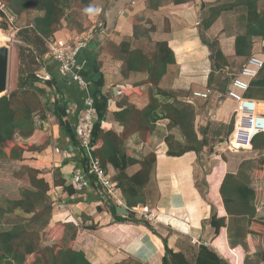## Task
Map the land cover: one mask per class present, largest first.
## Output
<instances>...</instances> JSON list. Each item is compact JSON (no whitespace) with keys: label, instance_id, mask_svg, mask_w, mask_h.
<instances>
[{"label":"trees","instance_id":"1","mask_svg":"<svg viewBox=\"0 0 264 264\" xmlns=\"http://www.w3.org/2000/svg\"><path fill=\"white\" fill-rule=\"evenodd\" d=\"M95 0H0V4L7 7L14 15L22 17L29 11H34L36 16L25 32L20 33L21 42L25 45H38L33 55L31 66L27 71H20L18 86L8 96L0 99V163L10 165L16 162L35 160L40 148L28 142L36 132V116L43 121L47 119V102L56 89L61 92L62 85L59 78L58 67L47 65L49 61L42 62L48 51L41 49L44 41H51L61 29L62 22L67 18L65 6L73 4L81 10L90 9ZM147 4L151 11H159L165 7H171L174 11L186 10L194 6L196 0H139ZM262 0H238L232 4H221V0H205L203 10L205 14L199 25L200 38L210 52L212 64L211 73L208 78V87L221 94H226L230 80L223 77L229 62L221 49L218 39L212 38L209 31L220 19L224 12L242 8L246 10V29L243 34L237 36L236 54L239 57L250 58L253 55L254 41L256 37L264 40V10H260ZM0 16L5 14L0 11ZM71 20V19H70ZM69 20V21H70ZM168 26V25H167ZM1 28L8 30L7 22H1ZM77 31L82 34L86 31L81 24L77 25ZM169 30V28L167 29ZM150 30L144 25L143 19H136L132 38L122 41L120 44H110L109 49L113 57L123 63V75L130 73L147 74L148 79L138 83L131 90L123 91L125 98L134 94L141 95L142 86H150L148 92V104L140 109L136 105L119 103V110L114 112V118L119 122L123 131L120 133L107 122V101L100 99V86L91 77L92 68L96 63L86 66L83 76L93 84L92 93L96 99L98 117L93 130V145L96 149L95 156L101 162L102 167L108 169L109 164L115 165V159L122 153L129 138L138 134L143 142H147L155 132L160 120L170 121L169 129H179L186 142L179 147L169 143V156L179 157L188 152L200 155L209 147L207 135L200 139L196 129V108L193 104L181 102L174 92L164 91L160 84L167 75L169 66L176 65L174 51L167 41L156 42L154 48L146 51L143 47H135L134 41L143 38L151 41ZM21 47V46H20ZM23 49V47H21ZM83 51V50H82ZM179 53V52H178ZM180 56V53H179ZM39 65L37 71H46L50 77L37 74L32 66ZM56 91V92H57ZM54 92L53 94H57ZM187 94V93H186ZM78 95V96H77ZM74 96V95H73ZM158 96L173 97V102H163ZM75 92L74 98L78 100L81 118L85 108V95ZM247 100L264 103V68L259 77L251 83L250 89L245 94ZM55 114L61 129L71 132L72 140L76 141L74 126H67L64 117L67 116L65 106L54 100ZM79 114V113H78ZM77 121V122H78ZM227 131L221 142H227L235 131V117L228 125H223ZM221 134V133H220ZM253 150L264 152V133L256 134L250 141ZM237 146L238 143H236ZM248 147V146H246ZM76 158L82 161L81 152ZM220 165L215 167L205 179L209 191L203 195L212 207L210 225L215 230L216 239L226 235L229 248L225 251L217 247L210 249L201 245L195 264H262L264 262V215L258 210L259 204H264V155L256 161H245L238 173H227V159L220 155ZM80 161V162H81ZM84 161V160H83ZM157 155L150 153L142 161L129 160L128 164H139L141 170L132 177L125 174L126 166L118 175L120 188L130 208H136L139 203H145L143 191L148 187ZM85 163V161H84ZM83 164V163H82ZM81 164V165H82ZM117 167V165H115ZM23 167V166H22ZM23 170L13 173L12 179L5 178L6 173L0 170V181L12 191L14 182L21 181L25 187L16 188L7 194L20 195V198L11 202L8 210L0 206V215L13 214L21 209L31 215L27 219L18 220L11 229H0V264H92L82 250L74 249L79 242L78 232L74 230L70 243L63 246L67 225H56L50 231V236L57 239L62 245L41 246V231L51 224L55 202L50 197L51 183L47 178L48 172L31 166H24ZM120 168V167H117ZM27 175L28 183H26ZM56 186H62L70 195L76 194L73 185L66 186L67 180L60 173L56 174ZM114 216L113 223L105 225L100 229L88 227L89 232H115L116 230L130 231L135 226L144 225V230L151 235L158 245L162 254V264H181V254H174L168 247L167 242L160 239L156 241L157 234L144 222L141 214L131 211L128 217L118 215L116 205H111ZM19 219V218H18ZM252 249H261L256 259L251 257ZM260 254V255H259Z\"/></svg>","mask_w":264,"mask_h":264},{"label":"crops","instance_id":"2","mask_svg":"<svg viewBox=\"0 0 264 264\" xmlns=\"http://www.w3.org/2000/svg\"><path fill=\"white\" fill-rule=\"evenodd\" d=\"M204 1L196 0L194 6L186 10L174 11L171 7H165L159 11H151L147 4L139 0H125V3H123L124 0H109L90 13L88 18L91 25L85 27L84 33L79 34L75 31L56 33L55 39L60 41L59 36L68 39L77 33L76 36L83 37L84 34L94 30L98 24L105 27L104 30L95 33L94 39L90 41L86 49L80 52L78 59L83 70L86 66L96 63L98 69L92 68L91 77L100 86V99L107 101L106 120L116 131L120 133L123 131L122 125L114 118V112L120 109L119 103L125 104L128 101L143 109L149 101V85L142 86L141 95L134 94L125 98L123 91L133 89L136 84L147 80L148 75L132 72L129 76H124L123 63L115 59L109 49L110 44H120L132 38L134 23L138 18L143 19L144 25L150 30L151 41L145 38L134 41L135 47L144 48L146 46L144 44L151 43L153 45L151 49L145 48L146 51H150L156 42L167 41L174 51L176 65L169 66L160 88L174 92L176 94L174 96H177L181 102L194 106H198L199 103L200 107L198 106L196 111L197 119L203 120L198 128L201 134H199L200 139L205 135L209 136L211 126L228 125L232 116L235 117L237 108L233 110L234 112L227 110L229 109L227 103L232 100L225 94L227 99H222L219 95L209 100L212 92L216 90L208 87V78L212 69L211 52L201 41L199 33V25L206 12L203 10ZM236 1L238 0H221V4H232ZM94 4H92L93 7ZM260 10H264V0L260 2ZM246 18L245 9L235 8L224 12L209 31L211 37L218 39L228 59L229 67L225 73L231 78L240 72L248 59L237 56L235 48L237 36L243 34L246 29ZM253 41V55L257 54L264 58V40L256 37ZM58 73L62 90L58 92L54 89L57 94L54 95L53 92L49 97L50 103L45 102L47 119L43 121L36 118L35 135L28 141L39 147L41 152L35 155V160L16 163L48 172L47 178L52 186L50 197L52 202H55L52 221L55 224L64 223L71 229L73 227L79 229V238H82L80 243L75 244V248L84 251L92 264H162L161 251L151 235L144 230L143 224L127 232L123 230L89 232L87 230L88 227L100 229L114 221L112 206L106 202L100 203L98 189L93 185L81 191L76 190V194L70 195L62 186L54 184L56 174L60 173L67 180L66 186H71L74 172L83 163L75 157L79 153L76 116L80 115V106L78 100L74 98L77 92L84 100L83 92L70 78L63 77L59 71ZM43 75L50 77L47 70H44ZM195 92L210 93L209 98H193ZM158 97L163 102L174 101L170 96ZM54 100L65 106L67 116L64 117V122L67 126L75 127L72 133L76 134V141L72 140L70 131L61 129L58 125ZM202 100H209V102ZM201 101L205 104L203 107ZM256 105L258 112L264 115V103L256 102ZM169 124L168 119L160 120L147 142H143L138 134L133 135L127 141L122 153L115 159V165L120 168L109 164L107 170L120 188L118 175L123 167L126 166L125 174L128 177L134 176L141 170L139 164H128L129 160L142 161L150 153L157 155L149 185L142 192L145 203H139L136 209L153 214L155 221L146 224L157 234L158 243L160 239L164 240L174 254H181V264H195L201 245L216 251L217 247L224 251L230 249L226 235L216 239L215 230L210 225L212 207L203 196L209 191V187L205 184L206 176L220 165L219 158L222 154L227 158L226 172L236 174L245 161H256L264 155V152L253 150L251 144H246L243 148H235L230 145L229 140L221 142L222 140L219 139L215 150L214 146L209 144V147L200 155L188 152L179 157L169 156L168 142L170 140L174 146L179 147L184 146L186 142L180 130L178 128L170 130ZM258 210L264 215V204H259ZM122 213H124L123 210L118 209V215L123 217ZM257 250L259 249H252L250 254Z\"/></svg>","mask_w":264,"mask_h":264},{"label":"built area","instance_id":"3","mask_svg":"<svg viewBox=\"0 0 264 264\" xmlns=\"http://www.w3.org/2000/svg\"><path fill=\"white\" fill-rule=\"evenodd\" d=\"M0 11L6 15L3 6ZM11 22L13 19H10ZM103 26V25H102ZM97 33V26L94 30L84 34L83 37H75L68 42H54L49 45L51 65L58 67L63 77H68L75 83L85 95V108L77 125L78 149L82 155L83 164L73 175L71 185L76 190H84L90 186L98 189L101 197L100 203L114 204L118 209H123L128 217L129 212H141L144 222L152 223L154 216L147 211H140L130 208L126 203L124 195L110 172L102 167L101 162L95 156L93 145V130L98 117L96 99L92 93L93 84L82 75L83 67L79 63L80 52L87 48L90 41ZM264 68V58L254 54L247 59L240 72L231 78L226 97L238 107L235 111V131L229 138V143L235 148H243L258 133H264V115L257 110L256 102L247 100L245 94L251 87V83L257 79ZM210 93L195 92L193 98L208 99ZM233 141V142H232ZM244 142V143H243ZM238 143L239 146L236 145Z\"/></svg>","mask_w":264,"mask_h":264},{"label":"rangeland","instance_id":"4","mask_svg":"<svg viewBox=\"0 0 264 264\" xmlns=\"http://www.w3.org/2000/svg\"><path fill=\"white\" fill-rule=\"evenodd\" d=\"M108 1L109 0H95L94 1V3H95L94 7H93V5H91L92 7H90V9H88V10H81L79 8H76V6L73 5V4H69V5L65 6L64 9L66 11V15L68 17L71 15L70 16L71 20L68 19V18L66 20H64L62 22V26H61L60 31H66L67 33L68 32H72L73 33L75 31V32L78 33V31L76 29L77 25L81 24L83 26V28H85L87 26H90L91 22L89 21V18H88L90 13L92 11H94L97 7L103 6V4L105 5ZM126 1H128V0H126ZM227 1H229V0H227ZM123 3H125V0H124ZM0 5L3 6L5 11H6L5 18L1 17L2 21L7 22L8 25H9L8 30H4L3 29L4 33L6 35H8V36L13 38V42H12L13 55H12V65H11V87H10V93H11L13 90L17 89L20 71H24L25 70V71L28 72V70H29V68L31 66V60L33 58V55L36 54L35 49L38 48V45H36V44L35 45L34 44L33 45H31V44L30 45L23 44L21 42L22 37L20 36V33L25 32L26 29L28 28V26L30 25V23L32 22V20L36 16H38L39 14L34 12V11H29V12L25 13L22 17H18L17 15H14L7 7H5L2 4H0ZM95 5H97V6H95ZM242 10H244V9H242ZM10 19H13V21L11 22ZM104 29H105V27L102 26V24H98L97 25V33L100 32V30H104ZM89 30H92V29H89ZM77 33H74L68 39H63L62 36H59L61 38L60 41L65 40L64 42H68L69 43V41H71L73 38L77 37L76 36ZM53 39H54L53 40L54 42H58L57 39H55V38H53ZM54 42H50L49 43V41H44V45H41V49H45V50H47L49 52V45L51 43H54ZM144 45H146L144 47V49L146 48L147 50L151 49L153 47V45L151 43H147V44H144ZM20 46L23 47V49H21ZM49 60H50V54L47 53V55L44 56L43 62L41 63L42 66L44 65V63L48 62ZM32 69L37 71V69H40V66L39 65L32 66ZM232 72H235V71L232 70ZM36 73L40 74V75H43L44 71H42V72L37 71ZM226 76H227L226 73L223 74V77H226ZM227 78L231 81V76H228ZM215 93H216V91L212 92V95H211L212 97H210L209 100L211 98H213L215 96L217 97L219 95L221 96L222 99L226 98L225 97L226 95L224 96L223 94H220L218 92L216 94ZM209 100H202V101L203 102H205V101L209 102ZM202 101H201V103H202L201 105L203 107L205 104ZM227 104L229 105V109H227V110L228 111L230 110V112H231V110H232V112H234L235 109L238 107L237 103L232 102V101L227 103ZM198 106L200 107L199 103H198ZM198 106H195L196 111H197ZM36 118H39V116H36ZM232 119H233V116L231 118V121H232ZM202 123H203V120L196 119V129H197L199 134H200V131L198 130V128L200 127V125ZM217 125L218 124H215L214 126H211V129L208 132L210 145L214 146L213 147L214 150L216 149V147L219 144L218 140L219 139L220 140L224 139L225 133L227 131L225 126L222 125V126L219 127ZM219 133H221L220 136H219ZM216 134H217L218 137L216 136ZM207 151H209V150H207ZM222 155H224V154H222ZM14 164H17V163H13V164H10L8 166L2 165L0 163V170H4V172L6 173L5 178L9 177L10 179H12L13 173H15L17 171L23 170V173H24V169H25L24 166L22 167L19 164H17V166H13ZM25 180H26V183H28L27 175H25ZM22 187H25V186H24V184H22L21 181L14 182L13 187L11 186L12 191L14 189H16V188H22ZM12 191L7 189V187H5V185L2 184L1 181H0V206L3 209H5V210L9 209L12 201H14L17 198H20V195L7 194L8 192H12ZM121 210H123V209H121ZM123 212L124 213H122V215H125V211L124 210H123ZM30 217H31V215L26 214L21 209L15 211L13 214H5L4 216L0 215V229H3V230L11 229L18 220H21V219H27L28 220ZM52 218L53 217H51L50 226L47 227L45 230L41 231V239H42L41 246L42 247H46V246H51L52 247V246H54V245H56L58 243H59V245H62V243L58 242L57 239H54L53 237L50 236V231L56 225H66V224H64V223H56L55 224V223H53ZM154 221H155V219L152 221V223ZM74 230H76L78 232L79 242H77V243H80L82 237L79 238V231H78L79 229L75 228V227H73V229H71V228H69L67 226V230L65 232V240L63 241V246L64 247H67L69 245ZM74 249H77V248H75V245H74ZM261 251H262L261 249L257 250V252L252 253L251 257H254L253 259H256L257 255H258L257 253H261ZM33 261H34V257H31L28 263L31 264ZM262 264H264V262Z\"/></svg>","mask_w":264,"mask_h":264},{"label":"water","instance_id":"5","mask_svg":"<svg viewBox=\"0 0 264 264\" xmlns=\"http://www.w3.org/2000/svg\"><path fill=\"white\" fill-rule=\"evenodd\" d=\"M2 18L0 16V24ZM13 38L6 35L0 25V99L10 94Z\"/></svg>","mask_w":264,"mask_h":264},{"label":"clouds","instance_id":"6","mask_svg":"<svg viewBox=\"0 0 264 264\" xmlns=\"http://www.w3.org/2000/svg\"><path fill=\"white\" fill-rule=\"evenodd\" d=\"M71 185V184H70Z\"/></svg>","mask_w":264,"mask_h":264}]
</instances>
